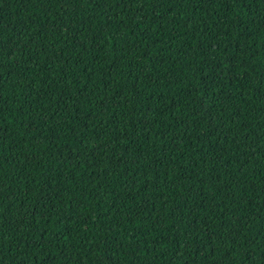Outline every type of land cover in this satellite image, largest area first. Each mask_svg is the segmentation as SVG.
Masks as SVG:
<instances>
[{
    "label": "trees",
    "instance_id": "trees-1",
    "mask_svg": "<svg viewBox=\"0 0 264 264\" xmlns=\"http://www.w3.org/2000/svg\"><path fill=\"white\" fill-rule=\"evenodd\" d=\"M0 264H264V0H0Z\"/></svg>",
    "mask_w": 264,
    "mask_h": 264
}]
</instances>
